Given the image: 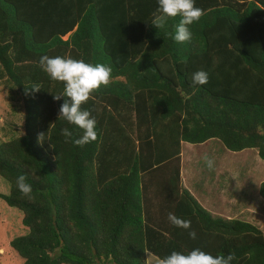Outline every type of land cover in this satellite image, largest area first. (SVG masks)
Segmentation results:
<instances>
[{
    "label": "trees",
    "instance_id": "1",
    "mask_svg": "<svg viewBox=\"0 0 264 264\" xmlns=\"http://www.w3.org/2000/svg\"><path fill=\"white\" fill-rule=\"evenodd\" d=\"M195 6L203 15L188 25L191 40L178 43L181 17L161 29L151 22L158 0H0V79L22 110L21 132L0 141L9 184L0 199L22 213L26 231L8 243L21 264H146V252L195 248L264 264L260 228L212 216L178 183L182 141L214 138L264 160V0ZM42 55L112 68L111 83L81 105L97 122L95 141L77 146L82 130L58 118L64 98L53 94L64 85L41 69ZM199 70L208 81L193 85ZM20 175L31 200L16 186ZM257 193L264 199V181ZM154 198L190 229L159 225Z\"/></svg>",
    "mask_w": 264,
    "mask_h": 264
},
{
    "label": "clouds",
    "instance_id": "2",
    "mask_svg": "<svg viewBox=\"0 0 264 264\" xmlns=\"http://www.w3.org/2000/svg\"><path fill=\"white\" fill-rule=\"evenodd\" d=\"M203 15V10L195 6V0H158V7L152 14L151 22L158 29L164 28L169 18L181 17L176 26L173 39L178 43L189 42L192 38L188 25L193 24ZM39 66L53 81L61 82L63 91L53 94L54 100L64 98L61 104L58 118L74 124L82 130V135L74 141L77 146L83 147L97 139L96 120L91 116L89 110H81V105L92 98V93L97 91L102 85L111 83L112 68L103 63L91 64L82 59H74L71 56L49 57L42 55ZM208 81L205 71L199 70L191 75L193 85H203ZM36 92L41 88L37 85L30 86ZM43 134L38 136V141L43 142ZM62 135L66 142L72 137V132L68 128L62 129ZM208 170H212L215 161L205 153L202 157ZM16 186L21 195L29 200L33 199L32 187L26 182V177H17ZM169 222L184 229H190L191 221L177 217L173 213L168 214ZM191 239H196V232L189 231ZM236 259L235 254L213 256L199 248L192 249L187 253L172 251L169 255L158 258L155 264H231Z\"/></svg>",
    "mask_w": 264,
    "mask_h": 264
},
{
    "label": "rangeland",
    "instance_id": "3",
    "mask_svg": "<svg viewBox=\"0 0 264 264\" xmlns=\"http://www.w3.org/2000/svg\"><path fill=\"white\" fill-rule=\"evenodd\" d=\"M65 37L66 35L63 36V38ZM17 99L4 79H0V141L21 132L22 110L18 107L19 101ZM185 143L181 146L180 164L184 171L187 170L189 173L187 177L190 176L191 187L207 190L203 185L204 183L210 184L213 175L218 176V178L216 176L218 182L225 181L226 187H228L227 185L233 184V182L230 183L231 179L228 177L230 175L235 178L236 194H241L243 191L240 190L245 185H247L248 194L257 193V188L254 190L251 186L252 181L255 182L256 179H260V175L263 179L264 166L259 167L262 164H258L255 160L252 150L230 151L218 140H214L211 143L192 144V149L186 152ZM205 153L215 161L212 170H208L204 164L202 157ZM216 163L220 164L219 167L224 163L225 168L218 171L219 168ZM212 189L213 192L217 190L216 187ZM8 190V182L0 177V193H7ZM227 192L232 193L229 190ZM237 197L246 201L247 195H238ZM21 215L22 213L18 209L8 206L0 199V264H21L19 257L8 245L12 237L26 231V228L21 224ZM252 222L264 232V222H259V219H253ZM150 259L156 261L158 258L149 253L146 264H151Z\"/></svg>",
    "mask_w": 264,
    "mask_h": 264
},
{
    "label": "crops",
    "instance_id": "4",
    "mask_svg": "<svg viewBox=\"0 0 264 264\" xmlns=\"http://www.w3.org/2000/svg\"><path fill=\"white\" fill-rule=\"evenodd\" d=\"M217 139L211 138L207 139L206 141L202 143H211V141H214ZM219 141V140H218ZM185 142V141H184ZM183 141L180 143V154L179 157H181V146L184 143ZM220 142V141H219ZM214 143V142H213ZM221 143V142H220ZM198 144V143H194ZM185 150L190 151L193 147L192 143H185ZM214 145V144H212ZM245 150L248 151H253V157H255V160H257L259 167L264 166V160L260 159L257 154L256 150L254 148H247ZM219 170L224 169L225 166L222 163V166L219 167V163H216ZM188 171L185 170L181 167V164L179 163V185L181 188L185 189L198 203V205L206 210L208 213H210L212 216H219L222 218L226 219H240L244 220L247 222H252L253 219H259V222H264V199L261 198L258 193L256 194H248L247 193V185H245L240 191H243L241 194H236L235 193V185H234V176L228 175V177L231 179L230 183L231 185H227L225 181L218 182V179L216 180L217 175H213V179L211 180L210 184L204 183V187L207 188V190H202V189H196L195 187L190 186V176ZM187 177V178H186ZM260 179H256L255 182L252 181V188L254 190L258 187L259 183L261 181H264V175L263 179L262 176L260 175ZM218 178V176H217ZM238 183V182H237ZM216 187L217 190L213 192V189ZM231 191L232 193H228L227 191ZM226 191V195H225ZM257 191V190H256ZM245 193V194H244ZM152 194V193H151ZM238 195H247L246 201L241 200V198L237 197ZM158 203H160V200H153L151 203V211L153 214V219L157 221L159 225H164L166 224L168 218H166V208L158 207ZM243 216H240V215ZM168 217V216H167ZM166 218V219H165ZM255 225V224H254ZM149 252L145 253V260L147 258V255ZM151 254V253H150ZM152 255V254H151ZM154 256V255H153ZM155 257V256H154ZM151 264H155V261L153 259H150Z\"/></svg>",
    "mask_w": 264,
    "mask_h": 264
}]
</instances>
